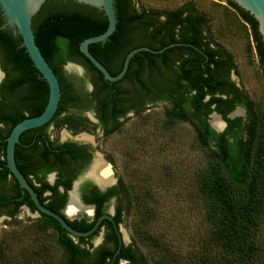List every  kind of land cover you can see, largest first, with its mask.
Masks as SVG:
<instances>
[{
  "label": "trees",
  "instance_id": "trees-1",
  "mask_svg": "<svg viewBox=\"0 0 264 264\" xmlns=\"http://www.w3.org/2000/svg\"><path fill=\"white\" fill-rule=\"evenodd\" d=\"M216 1H226L249 26L264 82V44L257 22L234 3ZM114 9L117 20L114 33L106 42L88 47L90 54L112 76L119 74L126 55L134 49L146 47L158 51L178 43L193 47L173 46L160 54L138 52L130 60L124 77L110 83L79 51L85 39L106 30L108 22L104 13L72 1H46L33 16L31 28L39 51L58 79L60 99L46 125L20 136V144L14 150L18 170L39 202L64 218L61 211L67 192L87 167L88 155L81 146L70 142L60 144L51 140L48 133H38L35 137L33 132L52 124L56 130L65 127L77 134L84 129L83 122H87L82 114L90 110L96 112L105 126L104 134L109 135L120 128L122 121L118 120H124L127 113L137 115L147 105L164 103L166 121L187 122L195 132L197 144L209 157L207 172L199 184V193L208 207L209 243L234 264H255L258 218L264 209V115L244 90L237 89L229 80L230 72H236L233 56L214 40L207 17L190 3L173 10H156L136 6L134 0H115ZM3 23L0 11V68L4 73L0 82V217L13 219L22 207L33 213L36 208L29 195L21 193L5 167V139L16 124L42 113L48 101V86L21 47L20 36L8 28L2 29ZM201 26L205 29L204 36ZM69 63L81 66L84 76L67 77L63 68ZM85 82L94 88L89 94L83 92ZM237 107L245 108V119L228 117ZM212 113L226 123L220 133L209 125L208 117ZM108 120H114V124H108ZM52 173L56 178L51 185L46 177ZM45 193L49 195L44 196ZM108 197L116 200L115 221L123 222L132 208V199L118 179L113 190L105 194L93 192L83 200L84 204L95 207L91 223L86 217L71 222L66 219L69 226L80 232L88 231L104 214ZM40 219L56 233L61 264H119L120 261L148 264L134 244L121 246L113 260L117 242L102 244L91 251L86 238L74 240L53 218L40 214ZM0 264L16 263H3L0 258Z\"/></svg>",
  "mask_w": 264,
  "mask_h": 264
},
{
  "label": "rangeland",
  "instance_id": "rangeland-1",
  "mask_svg": "<svg viewBox=\"0 0 264 264\" xmlns=\"http://www.w3.org/2000/svg\"><path fill=\"white\" fill-rule=\"evenodd\" d=\"M186 3L207 17L214 40L233 56V80L264 115V82L249 26L226 1L134 0L136 6L156 10H173ZM73 65L63 68L69 78L82 73L81 66ZM164 107V103H157L140 114L128 115L120 128L109 135L94 127L87 110V122H83L81 132L72 134L63 127L57 132L51 130L50 135L59 142L72 140L91 145L92 159L95 155L108 158L105 161L110 164L112 177L125 184L132 199V208L121 224L123 237L127 238L126 244H134L148 264H234L209 243L208 207L199 193V184L209 166L207 152L197 144L195 132L187 122L166 121ZM235 116L245 117L244 109L235 110ZM213 120L210 116V124ZM90 166L91 163L79 177ZM109 210L112 211L111 205ZM40 220L25 207L13 219L0 217L3 263L61 264L56 233ZM98 240L99 235L91 242L95 246ZM257 246L255 264H264V209L258 218Z\"/></svg>",
  "mask_w": 264,
  "mask_h": 264
},
{
  "label": "water",
  "instance_id": "water-1",
  "mask_svg": "<svg viewBox=\"0 0 264 264\" xmlns=\"http://www.w3.org/2000/svg\"><path fill=\"white\" fill-rule=\"evenodd\" d=\"M46 1L48 0H0L1 17L4 20V23L1 26V28L2 29L8 28L13 31L14 35L20 36L22 40L21 47L25 48V51L28 54L35 69L39 72L42 79L46 82L48 86V101L42 113L39 114L38 116L24 119L18 124H16L11 129L8 137L5 139V143H6L5 167L8 169L11 176L16 180L18 184V188L20 189L21 193L23 194L24 192H26L31 198V201L33 202L36 208L35 214L37 216H40V214H44L46 216L53 218L59 223L62 229H64L75 240L76 238H87L91 236L92 234H94V232L97 231V229L99 228L103 220L110 221L114 225L115 230H117V227L114 221L112 220L111 216L103 215L95 221L94 225L88 231L80 232V231L73 229L72 227L69 226L66 219L71 222L74 218L73 216L68 215L66 213V210L64 211L65 217L63 218L59 214L46 209L39 202L37 194L35 193L33 188L28 184V182L26 181L24 176L21 174V172L18 170L15 164V159H14L15 146L20 144V140H19L20 136L25 131L37 129V128H40L46 125L54 116L56 109L58 107L59 99H60V88H59L58 79L56 75L54 74L53 70L51 69V67L48 65V63L43 58L41 52L39 51V48L35 43L32 28H31V20L33 16L39 11L40 7ZM60 1H72L79 5H85V6H88V7L97 9L98 11L103 12L104 15L106 16L107 22H108L106 30L98 36L85 39L80 44L79 51L90 62V64L103 76V79L107 82L114 83V82L120 81L127 72L130 60L138 52L146 51L152 54H160L170 47L182 45V44H171L158 51L151 50L146 47H140V48L134 49L126 55L123 61L122 69L119 72V74H117L116 76H112L105 69V67L101 63H99L90 54L88 47L89 45L94 44V43L106 42V40L116 30L117 20L115 17V9H114L115 0H60ZM227 1L234 3L241 10L248 13L257 22V31L259 35L261 36V40L264 44V0H227ZM70 66H75V65L69 63L67 67H70ZM77 68L79 69V66H77ZM0 74H1L0 79H3L4 73L1 71V69H0ZM234 115H235V111L232 112L229 115V117L233 118ZM210 116L211 117L216 116L221 121V123L223 124V127L220 130L216 129V131L222 132V130L225 127V122L216 113H212ZM99 157H100L99 155H95L93 164L95 160H97V158ZM100 158L102 159V157ZM103 161L110 168V164L106 162L105 160ZM92 166L89 168L88 172L83 177H79L77 180L73 182L71 189L67 192L68 198L70 199L71 196L72 197L74 196L81 206H84V205L81 203L78 197V186L83 180L92 179L101 189L105 190L107 188L106 185L105 186L99 185L89 175V171L91 170ZM54 176H55L54 174L48 175V182L50 184L53 183ZM60 191H63V189L60 188ZM88 208L90 209V213H88V215H91L93 211V207H88ZM120 232L123 236V232L121 228H120ZM123 240L124 242H126L127 238H125L124 236ZM99 241L100 239L98 240V243ZM120 245H121V241H119L118 249L113 255V260L115 259L116 255L119 253Z\"/></svg>",
  "mask_w": 264,
  "mask_h": 264
},
{
  "label": "flooded vegetation",
  "instance_id": "flooded-vegetation-1",
  "mask_svg": "<svg viewBox=\"0 0 264 264\" xmlns=\"http://www.w3.org/2000/svg\"><path fill=\"white\" fill-rule=\"evenodd\" d=\"M176 32L178 33V31H179V27L177 26L176 27ZM201 34H202V36H204L206 33H205V29H204V27L203 26H201ZM178 44H182L183 46H189V47H193L192 45H189V44H184V43H178ZM68 64H66L65 66H64V68L67 66ZM1 69V68H0ZM236 74V72L235 71H231L230 72V74H229V80L231 81V82H233V84H234V86L237 88V89H242L239 85H238V83L237 82H235V80H233V78H232V76L233 75H235ZM84 76V70L82 69V73L81 74H76L75 75V77H77V78H81V77H83ZM94 88H93V86H92V84L90 83V82H85V84L83 85V92L85 93V94H89V93H91L92 92V90H93ZM147 106H149V105H147ZM239 108H241V109H244V112H245V117H246V110H245V108H243V107H237L235 110H237V109H239ZM234 110V111H235ZM233 111V112H234ZM88 112H90V114L92 115V117H93V122H94V127L100 132V133H102V134H104V124L102 123V121H100V119L99 118H97V114H96V112H94V111H88ZM232 113V112H231ZM230 113V114H231ZM85 114H87V112H84L82 115H83V117H85ZM130 114H133L132 112H129V113H127L126 115H125V117H127L128 115H130ZM229 114V115H230ZM229 115H228V117H229ZM236 117H240V116H235V117H233V118H236ZM245 117H241L242 119H245ZM86 118V117H85ZM209 118H210V116L208 117V122H209ZM230 118V117H229ZM87 119V118H86ZM222 119V118H221ZM232 119V118H231ZM123 120V118H120L118 121H122ZM219 120V119H218ZM114 120H108V124H114V122H113ZM220 121V120H219ZM221 122V121H220ZM225 122V121H224ZM211 124H212V122H211ZM210 124V122H209V125L211 126V128L215 131V132H217L216 131V129L212 126ZM222 127H223V124H222ZM225 127H226V123H225ZM225 127H224V129H225ZM222 129V128H221ZM223 129V130H224ZM51 130H54V131H59V130H56L55 129V127L52 125V124H50V125H48V126H46V127H44V128H42V129H40V130H38V131H36V132H33L34 133V135H35V137H36V134H38V133H48L49 134V136H50V139L51 140H54V139H52L51 138V135H50V133H51ZM222 130V131H223ZM217 133H220V132H217ZM83 139H85V138H83ZM57 142L58 143H60V144H62V143H66V142H70V143H72V144H75V145H77V146H81L82 148H83V150H84V152L88 155V158H89V163L88 164H90L91 163V166H92V164H93V161H94V159H92V156H93V150H94V148L91 146V145H88V144H84V143H81V142H77V141H72V140H69V141H66V142H59L58 140H57ZM99 160H101L103 163H104V161L102 160V159H99ZM106 160V159H105ZM107 161V160H106ZM95 164V163H94ZM108 168H109V166L107 165V164H105ZM90 166V167H91ZM94 166V165H93ZM109 171H110V168H109ZM90 172V171H89ZM52 174H54V173H52ZM55 175V174H54ZM55 178H56V176H54V181H55ZM79 178V176L78 177H76L74 180H73V182L75 181V180H77ZM110 178L112 179V182H110L109 184H106V186H107V188L105 189V190H103V189H101L92 179H85V180H83L80 184H79V186H78V197H79V200L81 201V203L84 205V206H81L80 204V206L82 207V208H84V209H87L88 210V212H80V213H77V214H75V215H71V216H73V220L72 221H74V220H81L83 217H86V218H88L89 220L87 221L88 223H91L92 221H93V218H94V213H95V207H94V205H90V204H84L83 203V200L84 199H86V198H90L92 195H93V192H98V193H100V194H105V193H107L108 191H110V190H113V188L114 187H116L117 185H118V179L116 180V179H114L113 177H112V175H111V171H110ZM9 179H11V178H9ZM94 179V178H93ZM46 180H47V182H48V176L46 177ZM97 183H98V181L96 180V179H94ZM54 181H53V183H54ZM73 182H72V184H73ZM49 183V182H48ZM52 183V184H53ZM50 184V183H49ZM51 184V185H52ZM99 184V183H98ZM99 185H102V184H99ZM102 186H105V185H102ZM60 190V189H59ZM61 192H63V191H61ZM47 195H49V193H45L44 194V196H47ZM70 201V199L68 198V194H67V199H66V203H65V205H64V208L62 209V215L64 216V211L65 210H67V207H68V204H69V201ZM68 203V204H67ZM66 205H67V207H66ZM112 206V211H110L109 210V206ZM116 200H115V198L114 197H108L107 199H106V201L104 202V214L103 215H109V216H111V218H112V220L114 221V223H115V225H116V227H117V230H115V228H114V225L110 222V221H107V220H103V221H106L105 223H103L102 224V222H101V224H102V226H101V224H100V228H98L99 229V231L97 232V234L95 235V236H97V235H99V239H100V241H99V243L97 244V245H93V243L91 242V239L93 238V237H95V236H93V237H91V236H89V237H87L86 238V242H87V245H91V251L92 250H94V249H96L98 246H100V245H102V244H105V245H114L116 242H117V244H118V246H119V241H121V245H120V248H121V246H128V245H130V244H126V242H124V240H123V236H122V234H121V232H120V228H121V224H123V222H120V223H117L116 221H115V213H116ZM88 207H93V211H92V214L91 215H88V213H90V209L88 208ZM35 213V212H34ZM103 215H101V216H103ZM77 216V217H76ZM101 216H99V217H101ZM65 217V216H64ZM98 217V218H99ZM97 218V219H98ZM122 218H123V216H122ZM96 219V220H97ZM95 220V221H96ZM95 223V222H94ZM94 225V224H93ZM97 229V230H98ZM94 233H96V232H94ZM126 238V237H125ZM113 261V260H112ZM119 264H125V261H120L119 262Z\"/></svg>",
  "mask_w": 264,
  "mask_h": 264
},
{
  "label": "bare ground",
  "instance_id": "bare-ground-1",
  "mask_svg": "<svg viewBox=\"0 0 264 264\" xmlns=\"http://www.w3.org/2000/svg\"><path fill=\"white\" fill-rule=\"evenodd\" d=\"M0 78H1V74H0ZM213 120V127L217 130H220L222 128V123H220V121L218 120V118L216 116H212ZM86 138V137H83ZM98 159V158H97ZM95 164H93L94 166H92L89 175L96 179L98 181L99 184L102 185H106L109 184L110 182H112V179L110 178V171L109 168L105 165V163H103L100 160H95L94 162ZM80 212H88L87 209L82 208L77 199L73 196L70 197V201L66 210V213L68 215H75L77 213Z\"/></svg>",
  "mask_w": 264,
  "mask_h": 264
}]
</instances>
